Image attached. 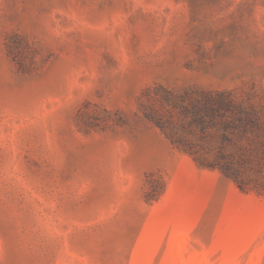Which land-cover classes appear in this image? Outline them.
<instances>
[{"label": "rangeland", "instance_id": "1", "mask_svg": "<svg viewBox=\"0 0 264 264\" xmlns=\"http://www.w3.org/2000/svg\"><path fill=\"white\" fill-rule=\"evenodd\" d=\"M263 159L264 0H0V264H264Z\"/></svg>", "mask_w": 264, "mask_h": 264}, {"label": "trees", "instance_id": "2", "mask_svg": "<svg viewBox=\"0 0 264 264\" xmlns=\"http://www.w3.org/2000/svg\"><path fill=\"white\" fill-rule=\"evenodd\" d=\"M208 98L205 99L201 103V108L198 109L200 112L199 115H194L192 123L198 127L201 128L203 132L206 131V129L211 125L213 127H216V118L220 117L221 119H224L227 115V112L233 113L232 109V100H230L228 97H226L225 94L220 93L216 97L212 96H207ZM152 118V117H151ZM241 123L246 122L247 124L256 126L257 123L254 120H249L243 117H239ZM231 121L225 120L222 121V128L226 132L228 129L233 128V116L231 117ZM157 123L162 127V123L157 121ZM172 137V136H171ZM223 139L224 141L229 140L227 134H223ZM173 142L179 147L182 148L183 150H186L190 152L191 154L195 155V159L202 165H207V164H214L217 165L220 170L223 172L224 175H226L229 178H232L238 186L242 189H246V182L244 179H241L239 170L234 166L233 164V157L229 158L226 157V154L222 151H220L219 156L217 159L211 163L207 161L204 157L200 156L198 154V151L193 150V146L190 145L189 143H182L180 142L179 139H174ZM264 160V159H263ZM260 167H264V163ZM155 198V195L151 196L149 200H153Z\"/></svg>", "mask_w": 264, "mask_h": 264}]
</instances>
